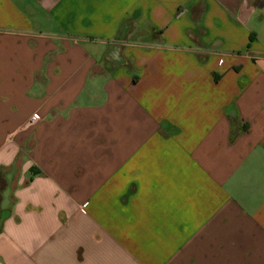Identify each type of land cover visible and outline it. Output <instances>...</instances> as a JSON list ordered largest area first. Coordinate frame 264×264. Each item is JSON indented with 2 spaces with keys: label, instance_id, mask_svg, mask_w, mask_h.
<instances>
[{
  "label": "crops",
  "instance_id": "obj_1",
  "mask_svg": "<svg viewBox=\"0 0 264 264\" xmlns=\"http://www.w3.org/2000/svg\"><path fill=\"white\" fill-rule=\"evenodd\" d=\"M0 264H264V0H0Z\"/></svg>",
  "mask_w": 264,
  "mask_h": 264
},
{
  "label": "built area",
  "instance_id": "obj_2",
  "mask_svg": "<svg viewBox=\"0 0 264 264\" xmlns=\"http://www.w3.org/2000/svg\"><path fill=\"white\" fill-rule=\"evenodd\" d=\"M37 120H38V117L36 115H34V116L31 117V121L30 122L33 124V123L37 122Z\"/></svg>",
  "mask_w": 264,
  "mask_h": 264
}]
</instances>
